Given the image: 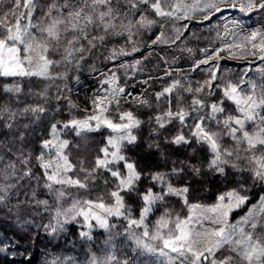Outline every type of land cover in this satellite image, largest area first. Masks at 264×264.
Wrapping results in <instances>:
<instances>
[{
  "label": "snow or ice",
  "instance_id": "1",
  "mask_svg": "<svg viewBox=\"0 0 264 264\" xmlns=\"http://www.w3.org/2000/svg\"><path fill=\"white\" fill-rule=\"evenodd\" d=\"M10 4L0 13V79L5 81L0 86V128L7 129L0 135L10 137L0 139V211L8 213L18 226H28L51 240L73 245L75 239L83 242L79 254L51 253L44 264H264V231H257L258 227L264 229V197L239 219L231 218L249 201L245 194L248 181L264 187V82L257 84L248 77L249 71L264 77V63L245 68L238 82L218 83L221 52L240 58L231 51L236 48L251 56L253 63L264 62V30H251L240 36L239 42L221 48L201 49L205 55L192 70L210 65L204 69L207 78L195 87L173 80L155 96L157 102L166 98V106L147 120L122 107L121 101L127 102L129 97L138 105H151L142 95L126 92L112 70L100 73L102 94L91 98L84 116L62 120L52 115L38 152L29 150L27 136L32 124L53 112L48 106L52 83L32 93L43 103L18 109L11 106L22 103L24 89L19 81L66 80V71L54 69H79L86 53L108 37L127 33L131 40L141 30L158 23L163 27L165 20H190L195 13L202 14V21L227 9L244 16L264 14V0H194L192 4L184 0H10ZM230 23L233 29L241 27L240 20ZM225 28L238 35L227 24ZM184 30L187 25L175 28L172 37L162 31L153 43H175ZM138 50L135 46L130 51L113 49L107 59L114 62L120 55ZM213 59L217 62L212 63ZM140 64L137 60L118 67L137 70ZM55 88V113L79 109L67 84ZM217 91L220 96L210 99ZM62 100L65 105H60ZM101 131H105L104 143L94 158L74 162L70 152L73 140L68 137L83 141ZM145 136V148L155 152L162 169L142 170L130 154ZM182 150L189 156L181 159L178 153ZM209 173L224 182L239 176L240 183L219 194L210 206L192 202L193 181ZM98 179L107 191L95 199L70 191L87 193ZM37 188L52 198H38ZM132 197L138 212L129 203ZM173 197L187 210L184 215L168 206ZM69 226H78L71 241L65 235L71 232ZM96 229L108 233L99 252L90 244ZM16 236L15 232L12 237L0 235V254L10 260L20 255L31 264L33 258L27 249L19 251L21 240ZM120 238L121 243H129L130 252L119 250L116 241Z\"/></svg>",
  "mask_w": 264,
  "mask_h": 264
},
{
  "label": "rangeland",
  "instance_id": "2",
  "mask_svg": "<svg viewBox=\"0 0 264 264\" xmlns=\"http://www.w3.org/2000/svg\"><path fill=\"white\" fill-rule=\"evenodd\" d=\"M186 4H192L194 0H184ZM43 3V0H42ZM11 7L10 0H0V13L6 12ZM146 8L147 6H141ZM39 9L37 14L39 15ZM150 18L156 19L154 14L149 13ZM202 14L195 13L193 18L190 20H165L164 26L160 24L152 26L150 29L141 30L136 33L131 40L128 39L127 33L121 36L108 37L102 45L93 49L91 52L86 53L84 61L80 62L79 69L64 66L54 69L56 72H65L67 75L66 80H56L53 82H47L33 78L32 80H21L19 83L22 85L24 91L21 95L22 103L13 102L11 106L14 109L23 107L25 104L43 103V101L32 93L40 92L44 89L45 85L52 83V87L48 89L50 100L48 106L53 110L52 113L41 117L40 121L31 125L27 139L30 141L29 150L38 152L39 142L47 136L48 127L52 115H55L56 119L67 120L71 116L82 117L86 114L85 109L90 107V100L94 95L102 94L99 89L101 87L100 76L101 72H109V70L116 71L119 77V83L125 87L126 92H130L133 95H142L149 101L151 107H145L138 105L131 97L128 101H121V105L124 109L134 111L142 119L147 120L151 114L159 110L162 106H166L163 98L157 102L155 99L156 93L162 91L165 87L169 86L173 80H181L183 83H191L193 87L196 86L197 82H202L207 78V73L204 71L205 68L210 65H201L199 68L193 71L195 63L202 59L205 55L201 49H217L223 47L225 44L233 42H239L240 36L247 34L249 31L254 29L264 30V14L252 13L249 16H244L238 10L227 9L221 13H217L212 16L210 20L202 21ZM227 18V20L225 19ZM237 19L241 21V27L233 29L230 21ZM227 24L228 29H232L238 35H233L228 32L225 28ZM187 25V30L183 31V35L175 43H153L156 36L160 32H165L169 37L175 35V28H183ZM135 31V30H134ZM138 48V51L133 52L131 55H120L114 62L107 59L113 49H124L130 51L133 47ZM191 49V51H189ZM232 53L229 55L227 51L221 52L219 60L220 63V75L221 79L218 83H222L224 80H231L238 82L240 80L243 71L247 67L255 68L257 64L264 63L256 61L253 63L251 56H246L241 53L239 49L233 48ZM59 59V57H53ZM141 61L137 70L131 68L125 70L118 66L122 63L131 65L135 61ZM216 59L212 60V63H216ZM166 72H170V75H166ZM76 77H79L77 82ZM248 77L255 80L257 84L264 82V77L256 71H249ZM147 81V83H144ZM5 83L4 80L0 79V86ZM65 84L72 89L71 98L79 106V109L73 112H69L66 108L60 113H55L54 109L57 106V102L54 99L56 88L55 85L63 87ZM105 87H107L105 85ZM247 88V85H245ZM220 96V92L217 91L216 95L210 99H216ZM185 99L190 100V97L185 94ZM173 103H175V93L172 96ZM65 101H60V105H65ZM227 107L231 108V104L226 102ZM7 132V129L0 128V133ZM105 131L99 133L89 134V139L80 140L76 137L69 136L68 138L73 140V145L70 146L71 158L74 162H78L80 159H86L91 161L94 156L99 152V148L104 143ZM0 139H10V137H3L0 135ZM147 137L141 142L138 147L130 149V154L136 159L142 170L155 169L160 167L162 169L161 162L155 152H149L144 146ZM76 145H79L78 147ZM181 159L188 157L189 152L182 150L178 153ZM39 171L38 169H35ZM213 174H206L203 178H210ZM215 183L212 186H205V182L201 180L193 181V192L190 196L192 202H199L203 205H212L216 202V197L231 188H235L240 183L239 176L231 177L228 182H224L222 177L216 176ZM176 183H183V180H177ZM262 186L254 184L251 181L247 182L246 195L249 196L248 203L234 211L232 213V220L235 221L242 217L248 209L257 204L261 197H264V193H261L260 197L252 204V192L256 189H260ZM264 188V187H263ZM28 191V189H25ZM37 196L40 199H51L52 197L42 188H37ZM72 192L79 191L81 196H90L95 199L97 195H104L107 188L102 183V180H97L95 186H93L89 192L85 193L83 190L70 189ZM129 203L133 206L134 210L138 212V204L135 197L129 199ZM169 207L180 212L181 215L186 213V209L183 208L181 202L173 197L170 198ZM31 212V209H29ZM28 213H22L21 215H27ZM158 215V214H157ZM37 222H40V217H35ZM152 219H155L153 217ZM119 224L120 222L117 221ZM71 232L65 234L66 238L71 241L74 239L72 233L78 230V226H69ZM7 231L11 236L15 232L20 237L22 244L29 247L30 240H39L40 246V257L41 264H44L45 257L51 253L59 255H77L80 253V245L83 243L79 239H75V245L71 242L64 243L63 241L51 240L44 233H36L28 230V226H18L14 220L9 218L8 213L0 211V232ZM257 231H264L258 227ZM94 240L90 242L94 250L100 251L104 242L107 239L108 233L102 229H96L93 232ZM122 238L118 239L116 243L119 245L121 252L127 250L130 252V245L127 241L121 243ZM51 241V242H50ZM59 245V246H57ZM3 254H0L2 257ZM83 259V256L80 257ZM150 257H141L140 260H151ZM139 264V261H138Z\"/></svg>",
  "mask_w": 264,
  "mask_h": 264
},
{
  "label": "trees",
  "instance_id": "3",
  "mask_svg": "<svg viewBox=\"0 0 264 264\" xmlns=\"http://www.w3.org/2000/svg\"><path fill=\"white\" fill-rule=\"evenodd\" d=\"M216 176L213 175L212 177L206 179L203 178L201 181L205 182V186H212L215 183ZM261 193H264V188L261 187L260 189H256L252 192V199L250 201V204L254 203L261 195ZM7 234L9 237H12L7 231L0 232V235ZM16 238L20 239V237L16 236ZM21 240V239H20ZM39 240H30L29 241V247L24 246L21 241V245L19 247V251H24L25 249L28 250V254L33 258L31 261V264H41V257H40V246ZM0 264H29V261L26 260L23 256L16 255L14 260H10L6 257H0Z\"/></svg>",
  "mask_w": 264,
  "mask_h": 264
}]
</instances>
